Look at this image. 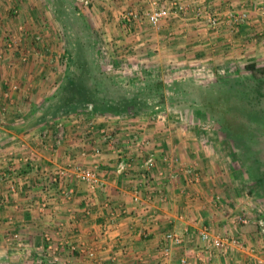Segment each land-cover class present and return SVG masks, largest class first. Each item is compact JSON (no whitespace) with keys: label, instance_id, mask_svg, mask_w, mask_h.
Segmentation results:
<instances>
[{"label":"crops","instance_id":"0c3cea01","mask_svg":"<svg viewBox=\"0 0 264 264\" xmlns=\"http://www.w3.org/2000/svg\"><path fill=\"white\" fill-rule=\"evenodd\" d=\"M89 1L62 0L59 9L69 20L86 18L110 63L127 67L105 73L128 91L136 82L161 83L165 68L264 64V0ZM162 9L170 16L152 27L147 15ZM130 11L139 19L122 21ZM58 12L54 0H0V264H264L259 211L230 182L224 154L208 145L215 141L169 124L101 118L91 105L47 120L44 111L72 75L74 44ZM244 13L248 20L237 21ZM212 16L220 19L216 29L208 27ZM185 74L168 81L179 84ZM89 120L97 124L90 131ZM103 128L115 133V147ZM134 133L148 145L136 146ZM121 150L134 164L124 176L115 172ZM151 152L158 164L146 179L140 165ZM70 165L97 167L105 185L92 190L67 172ZM204 230L241 245L210 249L200 239ZM168 232L183 243L166 258Z\"/></svg>","mask_w":264,"mask_h":264},{"label":"rangeland","instance_id":"374dc122","mask_svg":"<svg viewBox=\"0 0 264 264\" xmlns=\"http://www.w3.org/2000/svg\"><path fill=\"white\" fill-rule=\"evenodd\" d=\"M154 11L157 10L150 12L147 18L152 27H157L162 20L157 25H153L149 20L150 14ZM127 13L125 12L121 16L122 21L133 22L139 19V16L136 15L133 20H127L125 18ZM208 27L216 29L218 26H210L208 20ZM107 50L100 46L102 61L99 64L101 70L105 72L114 70L122 75L128 70L127 67L120 63H117L116 66L111 64L110 60L112 61V59H108L105 54ZM251 64H255V68L247 67ZM197 65L193 64L189 69L182 67L164 69L166 77L164 81H161L163 101L165 106L172 105L169 107L173 109L153 108L140 114L122 116L98 114V116L116 118L117 120L139 119L148 124H165V126L169 124L176 126L175 128L181 133L215 141L214 144L208 145L213 147V151L216 153L224 154L223 159L227 162L223 166L227 167L230 182H237L245 193V200L253 203L259 211L257 212L258 221V217L264 215V64H239L227 69L217 65L218 70L215 71L210 70L207 66L202 68ZM173 73L186 74L178 84V82L168 81ZM111 85L113 86L111 88L113 97L121 96L123 89H126L125 83L120 79ZM141 87H143L141 82H136L134 91L141 90L139 89ZM74 99L78 101L76 97L69 94L68 100L73 101ZM86 107L82 109H89ZM48 111H50L49 108L44 111L47 120L52 117ZM44 120L46 119L44 118ZM126 127L128 128V125ZM108 133L112 134L111 131ZM128 157L130 156L128 155ZM131 161L133 162L132 159ZM244 219L248 221L246 217ZM259 237L261 240L264 239V236L260 234ZM262 249L264 250V247Z\"/></svg>","mask_w":264,"mask_h":264},{"label":"trees","instance_id":"16d2710c","mask_svg":"<svg viewBox=\"0 0 264 264\" xmlns=\"http://www.w3.org/2000/svg\"><path fill=\"white\" fill-rule=\"evenodd\" d=\"M54 2L58 4L60 22L66 30L70 29L68 37L73 41L74 46L70 51L73 58L70 65L72 75L67 77L60 93L56 96L54 105L49 108L48 112L51 116L73 114L86 106L89 107L88 105L92 106L91 112L95 115L120 116L140 114L163 105L164 94L159 81L148 82L138 91L123 89L121 96L113 97L111 84L115 82L100 68V48L88 21L83 16H75L74 19L69 20L71 17L64 14L66 11L63 13L62 9H59L63 6L62 0H54ZM255 66L251 64L247 67L253 69ZM69 94L78 101L68 100Z\"/></svg>","mask_w":264,"mask_h":264},{"label":"built area","instance_id":"2783aa9c","mask_svg":"<svg viewBox=\"0 0 264 264\" xmlns=\"http://www.w3.org/2000/svg\"><path fill=\"white\" fill-rule=\"evenodd\" d=\"M81 4H84L85 6L90 5L89 0H78ZM170 15V11L162 9L154 11L149 16V20L153 25H157L161 20L168 18ZM136 17V14L133 12H128L125 16L127 20H133ZM239 22H245L248 20V14L244 13L241 17L237 19ZM210 26L217 27L220 24V19L217 16H212L209 18ZM15 89L17 87H14ZM87 126L89 131L95 129V123L94 120H89L87 122ZM59 128H61L60 136H58V142L57 144H60V141L63 138V125H59ZM103 132V139L104 141L110 145L111 147H115L117 143V138L115 134L108 133L106 129H101ZM140 136L138 134H135L132 136V141L135 145L138 147H142L145 145H148L147 141H140ZM95 154L100 155L102 153L101 148H95L94 151ZM83 155H86V152H83ZM117 165L115 166V172L120 175L124 176L129 174V172L133 169V162L131 161L130 157H128L127 153L124 150L118 151V157H117ZM158 164V158L155 152L149 153V155L144 159L141 170L143 173V176L148 179L151 174L154 172L155 168ZM67 172H71L79 181L82 183H85L89 185V187L92 190H96L97 188H101L105 185L104 179L100 175L99 169L97 167L94 168H88L81 165H70V167L67 169ZM66 171H61L58 173L59 175H64ZM58 176V175H57ZM194 179L199 180L198 175L194 176ZM54 181H58L57 177L54 178ZM71 193V192H70ZM141 198L137 194L134 197V201L140 202ZM242 222H246V219L242 218ZM258 228H259V234L264 236V215H261L258 217ZM200 239L202 242L205 243L207 247H210V249H215L218 251H228L232 246H240L241 242L237 239H232L230 237H221V236H212L211 233L208 230H204L200 234ZM183 242V238L179 235L173 234V233H167L165 235L164 243H163V254L165 257H168L171 252L170 246L172 244L179 245ZM90 257L96 258L95 254L92 252L89 254ZM260 263H263V261H260Z\"/></svg>","mask_w":264,"mask_h":264}]
</instances>
